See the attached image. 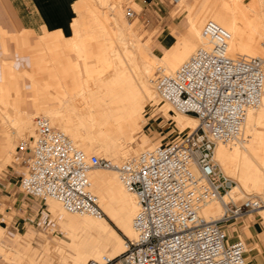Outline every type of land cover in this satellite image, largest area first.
I'll list each match as a JSON object with an SVG mask.
<instances>
[{
	"label": "bare ground",
	"instance_id": "bare-ground-1",
	"mask_svg": "<svg viewBox=\"0 0 264 264\" xmlns=\"http://www.w3.org/2000/svg\"><path fill=\"white\" fill-rule=\"evenodd\" d=\"M93 1L83 0L80 7L77 6L78 10L75 9L86 20L74 18L70 37H64L61 30L57 29L46 32L41 39L44 48L73 49L77 58L83 61L81 65L76 58L66 55V64L60 65V56L50 58L55 64L51 68L52 93L62 104L47 106L45 103L51 88H37L38 72L44 68L39 65L49 57L43 53V48L37 47L38 43L41 44L40 40L33 50L38 61L36 59L32 68L18 71L10 64L2 67L0 115L2 121L8 122L14 117L11 123L14 128L11 127L3 137L9 151L14 150L11 140L15 133H34L32 116L39 109L44 112L42 115L65 131L87 154L97 151L114 159L130 155L128 143L134 139L133 133L140 126V118L146 107L157 105L158 111L171 114L172 106L160 97L153 79L157 71L173 72L198 46L206 45L201 34L205 14L199 9L188 15V10H193L199 0H177V4L186 12L187 28L175 40L165 38L162 48L140 42L131 22L123 17L121 0H98V4L108 3L110 11L101 8L103 4L99 8ZM211 1L214 8L206 19L215 20L230 32L227 53L232 56L264 57V0H202V7ZM198 38L200 44L196 46L195 40ZM87 57H93V60L87 62ZM22 72H26L31 80L29 103L17 82L18 78L23 77ZM75 95L80 96L82 105L75 102ZM12 103L18 105L19 113L11 111L9 107ZM27 104L35 111L30 110ZM180 113L174 115V119L181 130L186 126H196L195 115ZM151 146L145 139L139 142L140 150ZM214 158L220 169L234 180L222 197L224 201L235 200L251 190L262 191L264 196V86L259 104L247 110L240 135L226 143L217 141ZM89 178L100 210L116 223L123 235L109 223L106 215L69 212L57 200L46 197L52 217L66 232V238L54 234L46 239L35 260L37 251L30 255L27 250L30 233L18 231L16 244L11 243L13 252L6 251L0 238V254L14 259L17 264H26V260L28 264H86L87 260L98 259L102 255L108 256L112 260L111 264H120L122 258L120 256L118 259V256L127 248L124 236H134L132 221L138 206L137 200L114 171L94 168L89 171ZM220 201L208 199L201 207V215L206 220L221 217L224 208ZM259 209L264 216V206ZM3 228L0 225V237Z\"/></svg>",
	"mask_w": 264,
	"mask_h": 264
},
{
	"label": "built area",
	"instance_id": "built-area-1",
	"mask_svg": "<svg viewBox=\"0 0 264 264\" xmlns=\"http://www.w3.org/2000/svg\"><path fill=\"white\" fill-rule=\"evenodd\" d=\"M125 16L134 8L126 4ZM264 20V7H263ZM206 45L198 46L173 72L153 79L160 97L197 124L179 140L159 142L125 158L87 154L68 134L42 115L33 117L34 133L18 148L27 150L18 188L25 194L57 200L69 212L99 214L89 171L114 170L133 192L137 210L134 236L120 264H244L243 239H229L221 221L264 205L249 194L243 201L223 200L234 184L214 158L217 141L235 140L247 110L257 106L264 86V57L227 53L230 32L213 19L201 28ZM211 198L222 201L223 214L206 220L200 213ZM102 255L86 264H111Z\"/></svg>",
	"mask_w": 264,
	"mask_h": 264
},
{
	"label": "rangeland",
	"instance_id": "rangeland-1",
	"mask_svg": "<svg viewBox=\"0 0 264 264\" xmlns=\"http://www.w3.org/2000/svg\"><path fill=\"white\" fill-rule=\"evenodd\" d=\"M188 1L193 2L195 0H188ZM82 2H83V0H70V1H68L66 8H64V13L62 15L61 22H59V24L53 26L52 28H50L48 30H43L41 33H36V32L33 33V32H28L26 30L23 32L21 31L20 32L21 35L19 37V40H22L21 37H23L26 39L27 44H28V46H27V44H24V45H22V48L20 47L23 50V52L19 51L20 48L17 47L16 40L14 38H10V39L8 38V40L13 43L14 49L17 52L22 53V54H27L30 58V64L27 67L21 68L22 70H24L25 68L30 69L35 65L37 57L35 58V54H34L33 50H34V48H36V44H37L36 42L41 41L40 42L41 44L38 43L37 47H39L41 50L43 48L44 49L43 53L46 55V57H48V56L49 57L47 58V60L45 62H43L42 64L39 65L40 67H44V68L38 72L39 77L36 80V85H37V88L40 90H46L47 88H49V90H50V88H51L50 92H48V95H47L48 100L45 103V104H47V106L51 105V106L55 107V106H59L60 104L63 103L59 100H56L57 98H56L55 94L52 93L54 88L51 86L52 82H53L51 79V74L53 72V69H51V68L53 65L55 66V64H52L53 60L50 58L53 56H60L59 57V63H58L60 65L66 64V62H67L66 58H65L66 55H69L72 59L76 58V60L81 65L83 64V61L81 58H77L76 52L73 49L63 48V50H62V48H57L55 50L53 48H47V47L44 48V45L42 44L41 39L46 35V32H51V31H54L57 29L61 30V33L64 37L65 36L70 37L73 33V29L71 30V26H72L73 21L75 19H79V17H80V21L86 20L84 16H83L84 17L83 18L82 16L79 15L78 12H76L78 10L77 6L80 7ZM93 2L99 8L101 7V4H103V3L100 4V2L98 4V0H94ZM107 4L108 3H104L101 8H104L105 10L110 11L109 6ZM126 4L131 5L136 12L135 15L131 18L125 16L124 10H125ZM202 4H203L202 0L197 1L195 8H193V10H190V11L188 10V15H190V13L193 14L194 12H196L200 9L202 11L201 13L205 14V16L203 17V20H202V22H204V20L212 12V10L214 8V3L211 1L207 4H205L204 7H202ZM121 5H122V11H123L124 19L131 22L133 32L135 31L134 34H136V36L139 38L140 42H142V43L148 42L151 46L155 45L158 48V46L155 43L156 42L155 39L151 37V32L147 31L145 29V27L143 26V24L139 21V18H140L139 11L141 9V6L138 3V0H121ZM169 5L171 6V12L174 15L175 19L177 21H180L181 30L173 31L172 35L166 33L165 35L160 36L159 41L161 43L164 42L165 38H167V37L172 38L174 36V34H176V33L177 34L184 33L186 30L185 19L188 21V18L185 15L186 14L185 10L181 9V5L177 4V0H172V3H169ZM74 6H75V8H74ZM263 7H264V5H263ZM75 9H77V10H75ZM80 10H82V9L80 8ZM83 12L84 11H81V13H83ZM67 19H69V20H67ZM70 20H71V22H69ZM195 43H196V46L198 44H200V39L199 38L196 39ZM163 45H164V43H163ZM5 52H6L7 56H10L12 54L11 48H8L7 51H5ZM67 52H68V54H67ZM58 53H60V54H58ZM92 60H93V57H87L86 58L87 62H90ZM37 61H38V59H37ZM18 69H20V68H18ZM157 72H155V74ZM27 73H29V71ZM27 73L22 72L23 77L18 78L17 82L20 85V87L22 88V91H24L26 100L29 103V101H30L29 97H31L32 92H31V90H29L31 80H30L29 75ZM83 74H84V72H83ZM78 81H81V79H79ZM10 97H12V96H10ZM38 97L41 98V95H38ZM74 98H75V102L77 101V104L82 105L83 101H81L80 96L75 95ZM162 101L163 100H161V103H163ZM13 105L14 104L12 103V106L9 107L11 109V111H13L14 113H19L20 108L19 107L17 108L18 105L16 103L14 106ZM11 107H14V108H11ZM27 107L30 110L35 111V109L30 104H27ZM42 113H44V112L39 109L38 113H36L32 116V129H33V131H34L33 117L37 114H42ZM170 113L171 114H164L162 111H158L157 105H154L151 107L150 106L146 107L142 113V117L140 118V126L133 133L134 139L132 141H129V143H128L129 154L138 152L140 150L139 142L142 139H145V141H147L150 145L153 146L154 144L159 143V142H165V141H170V140H179L182 137H184L193 128L190 126H186L181 130L179 128V126L177 125L175 119H174V115L181 114V113L179 111H177L176 109H174L173 107L171 108ZM10 119H12V117ZM13 119H14V117H13ZM13 119L11 120V122L2 121V117L0 115V225L4 226L2 236L0 237L1 238V244L6 249V251L13 252V249L11 247V243L16 244V241H17L15 239L16 233L18 231H22V232L28 231L30 233V235H29L30 246L28 247L27 250L30 253V255H32L34 251L35 252L37 251L36 255L34 257L35 260H37L40 252L42 251L43 245L46 242V239H50V237L52 235L55 236L54 234H56L57 236L66 238V232L60 228L56 218L52 217V213L49 210V204H48L47 198H40V197L31 196V195L25 194L23 191L18 189V182L25 172V163H26L25 159L28 155L27 150H21L18 148V144L22 139L27 138V137L30 138L33 134H28V133L25 134V133H19V132L15 133V135L13 136V138L11 140V142L13 144L12 147L14 150L9 151V146L6 145L3 137L6 135L7 131L11 129V127H12V129L14 128L13 126H11ZM12 125L16 126L15 124H12ZM95 152L98 154H101L97 151H95ZM96 169L108 171V172L114 171V170H111L109 168H96ZM114 173H116V172L114 171ZM247 193L248 194L241 195L239 198H236L234 201L236 203H239V202L243 201L244 199H246L247 195H249V194L264 197L262 191L251 190V191H248ZM254 193H256V194H254ZM24 194L27 197H29V198H27L28 200H26V202H28V204L33 207L32 209H33L34 213L32 215H26V214L21 215V213L19 211V206H20L19 202H21L20 201L22 199L21 197H23ZM17 196H18V198L15 199V201H14L13 198L17 197ZM13 202H15V206H12ZM220 203L222 204V201H220ZM100 213L103 214V216L106 215L101 210H100ZM106 218L108 219L109 223L115 228V230L118 233H120L121 235H123L121 230L118 229L116 223L113 220H111L109 217H107V215H106ZM230 222L231 221H227L225 223L227 224V226L231 227ZM227 233L229 234L230 232L228 231ZM231 235H230V237H232ZM124 238L126 241H128V239H129V237H127V236L126 237L124 236ZM5 242H6V245H5ZM123 254H124V252L118 256V259H120V256L122 258ZM26 262L24 261V263L28 264L27 260H26ZM0 264H17V262H15L14 259H11V258L8 259L6 256L0 254Z\"/></svg>",
	"mask_w": 264,
	"mask_h": 264
},
{
	"label": "crops",
	"instance_id": "crops-1",
	"mask_svg": "<svg viewBox=\"0 0 264 264\" xmlns=\"http://www.w3.org/2000/svg\"><path fill=\"white\" fill-rule=\"evenodd\" d=\"M68 1L70 0H0V76L5 64H10L16 70L30 64L29 56L17 52L8 38H14L17 47L22 48L27 41L23 37L19 40V33L25 30L41 33L59 24ZM138 3L141 6L139 21L147 31L151 32L156 45L162 48L160 36L166 33L172 35L173 31L181 30L180 21H177L171 12L169 3H172V0H138ZM187 22L185 19L186 28ZM181 34L176 33L171 39L175 40ZM8 48L12 50L10 56L5 52ZM21 48L19 51L23 52ZM17 198L18 196L14 197V201ZM21 198L19 202L21 215H32L33 207L26 202L29 197L24 194ZM12 206H15V202ZM261 214L260 209L242 211L220 222L226 231L232 234L227 233L229 239L239 237L244 240L246 246L244 264H264V216ZM227 221H231V227L227 226L225 223Z\"/></svg>",
	"mask_w": 264,
	"mask_h": 264
}]
</instances>
